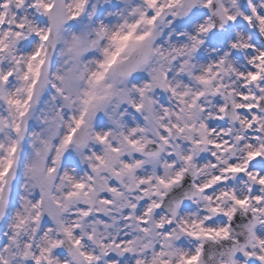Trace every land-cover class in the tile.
Masks as SVG:
<instances>
[{"label":"snow or ice","instance_id":"6c2138e0","mask_svg":"<svg viewBox=\"0 0 264 264\" xmlns=\"http://www.w3.org/2000/svg\"><path fill=\"white\" fill-rule=\"evenodd\" d=\"M0 264H264V0H0Z\"/></svg>","mask_w":264,"mask_h":264}]
</instances>
